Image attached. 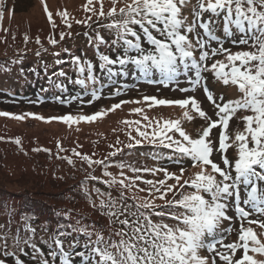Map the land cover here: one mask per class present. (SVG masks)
I'll list each match as a JSON object with an SVG mask.
<instances>
[{
	"label": "snow or ice",
	"instance_id": "obj_1",
	"mask_svg": "<svg viewBox=\"0 0 264 264\" xmlns=\"http://www.w3.org/2000/svg\"><path fill=\"white\" fill-rule=\"evenodd\" d=\"M117 3L118 0H112L113 7L105 12L101 0L97 13L89 7L93 0H87L85 11H91L97 19L92 20L88 16L83 21H76L89 29L83 35L93 48L94 55L98 56L97 63L75 55L68 48L63 49L68 53L66 59L61 58L59 52H54L53 64L41 61L45 74L50 67L62 64L68 65L72 72L70 75L69 70L61 67L48 77L50 87L61 93L55 98L61 104L77 99L83 103L81 96L62 98L68 90L65 80L89 93L92 99L88 103L101 98L106 86H115L126 77L132 79L133 84L139 80L165 86L175 84L184 93L202 89L206 100L213 105L216 119L203 109L195 95L176 100L144 96L143 100L150 102V107L178 106L183 110L182 119H164L163 122L158 119L153 122L144 116L143 119L148 121L144 125L140 120L123 122L130 127L135 125L140 137L138 139L129 132V142L124 145L125 148L131 150L146 141L155 147L172 150L168 159L176 164L189 160L191 167L197 171L189 179H183L184 167L177 174L163 166L135 167L121 161L116 167L121 170L128 168L136 175L134 178L125 177L121 171L119 175L122 178L117 179L108 171V157L93 159L73 149V155L86 162L89 168L93 165L103 166V176L110 177L101 179L89 174L86 180H101L109 188L120 185L119 198L113 197L111 192H102L100 188L93 187L99 203L93 201L92 206L109 220V226L119 223L122 227L109 232L108 239H105L103 231L96 230L95 222L93 225H82L78 219L66 227L63 223H57L45 241L49 248L45 254L33 239L37 230L31 226L32 217L21 213L25 221L23 228H18L14 234H10L7 227L0 231L2 257H13V264H25L19 258L20 254L26 248H31V258L35 264H55L57 259L59 264H76L77 257L79 264H216V257L224 264H264V260L249 255L250 252L264 255V241L251 227L256 224L264 229V219L250 218L264 217V0H195L194 4L192 0H124V6L119 9L115 6ZM3 8L4 0H0V21L4 15ZM45 12L55 28L52 13L46 4ZM60 15L70 29L72 25L68 13L65 11ZM102 20L108 22L102 23ZM221 20L222 36L217 34ZM93 24L97 27L94 28ZM101 30H107L109 38ZM65 35L61 32L60 39L63 40ZM67 35L71 36V32ZM27 41L28 37L25 36ZM229 41L232 45H245L251 50L233 53L224 46ZM35 42L40 45L35 53L37 57L48 51L38 37ZM49 42L53 46L58 43L53 37H49ZM217 56H224L225 59H214ZM22 59L20 57L12 63H22ZM3 63V70L10 71L8 62ZM31 71L38 75L35 68ZM20 72L24 74L25 70L21 68ZM205 73H210L225 86H238L242 95L225 102L222 93L214 95ZM181 78L187 81V87L179 86ZM128 88V83L121 84L110 95H121V89L127 91ZM129 102L140 103L121 101L106 111L89 115L67 113L44 117L36 113L17 115L0 111V116L18 120L31 117L46 123L58 121L71 126L80 122H95L102 119L107 111H115ZM132 112L142 113L143 109L135 108ZM238 112L242 114L237 116ZM248 112L252 114H246ZM195 117L204 122L196 137L182 126V121L191 122ZM234 118L243 120L245 129L237 131L232 138L228 129ZM14 143L20 145L21 141L15 139ZM116 143L120 144L121 141L117 139ZM232 145L238 149V159L234 162L224 155ZM34 150L51 152L46 148ZM60 151L64 149L60 147ZM214 152L221 157L219 163L215 162ZM118 153H123V148L110 152L109 157H115ZM57 158L74 166L70 157L57 153ZM153 158L158 160L160 156L154 153ZM142 172L150 173L153 177L163 175L158 179H144L140 175ZM138 180H143L146 185L139 191L148 195H133L132 203L128 204L124 190L131 191L133 187H138ZM186 185L192 191H188ZM82 186L86 199L92 200L87 183L82 182ZM169 193H172V198L166 199ZM157 199L163 204H157ZM57 215L68 213L57 212ZM168 220L172 223L166 222ZM232 221L240 223L238 239L224 243L223 233H230L233 229L228 227L221 231L222 225ZM245 222L248 226H245ZM41 230L48 232L49 228ZM113 235L120 239L113 240ZM80 236L84 237L83 240L78 238ZM201 249H206L212 254L211 257L201 255ZM238 250H242V256L235 258ZM2 257L0 264H8Z\"/></svg>",
	"mask_w": 264,
	"mask_h": 264
},
{
	"label": "trees",
	"instance_id": "obj_2",
	"mask_svg": "<svg viewBox=\"0 0 264 264\" xmlns=\"http://www.w3.org/2000/svg\"><path fill=\"white\" fill-rule=\"evenodd\" d=\"M102 2L105 12L113 7L112 0H102ZM17 3V0H13L10 3H8V0H4L3 12L8 10V17H12V19L10 23L3 19L0 21V70L2 71L0 72V78H8L15 73L21 74L20 69L23 68L25 72L20 75V81L30 85V89L22 94H14L0 89V111L17 115L36 113L44 117L61 116L67 113H71L72 115H89L97 111H106L113 104L120 103L121 101H140V103H124L121 108L115 111H107V114L102 119L91 123L80 122L78 125H82L83 128L73 130L71 129L75 124L68 126L58 121L46 123L31 117L18 120L0 116V231H3L7 227L9 233L14 234L18 228H23L25 221L22 220L21 213H25L32 217L30 221L31 226L37 230L33 239L45 254L49 251L45 241L49 233L55 229L57 223H63L66 227L68 223L74 224L78 219L82 225H93L95 222L97 225L96 230L103 231L105 239H108L109 232H114L122 226L119 223H112L109 226V220L102 217L93 208L92 202L95 201L98 204L99 199L92 189L93 187H98L102 192H111L112 196L116 198H119V193L122 189L119 184L109 188L101 180H86L89 174L101 179H110V177L103 176V166L93 165L89 168L86 162L73 155L72 150L75 149L82 154L92 156L93 159H105L108 157L106 161L109 164L108 171L116 176L117 179L122 178L119 175L121 171L124 172L125 177L134 178L136 175L128 168L121 170L116 167V164L121 161L135 167L163 166L169 172L177 174L179 173V169L184 167L186 171L183 179H189L197 169H192L189 160H184L182 164H176L168 159V154L172 151L170 149L155 147L146 141L131 150L124 147L129 142V132H131L132 136L140 139L138 133L135 131L136 126L132 125L130 127L126 125L123 123L125 120H140L141 125H144L148 122L143 119L144 116H147L153 122L158 119L161 122L164 119H182L183 110L175 105L150 107V102L143 100L144 96H155L170 100H176L177 98L166 93H162L163 95L156 94L153 90L136 83L129 85L127 91L121 89V95L111 96L110 94L114 91L115 87H119L125 79L118 81V84L115 86H106L103 89L101 98L96 99L92 103H88L92 99L89 93H85L78 85L68 84L65 80L64 82L67 84L68 90L63 93L62 98L81 96L83 103L77 99L61 104L55 98L61 96V93L58 89L50 87L48 77L52 71H58L61 67L69 70L70 75H72V72L68 65L62 64L55 68L50 67L48 73L45 74L41 61H45L50 65L53 64L55 57L52 56V53L54 52H59L60 57L66 59L68 53L64 52L63 49L68 48L75 55L87 57L94 64L97 63L98 56L94 55L93 48L88 45L83 35L89 29L85 25L76 23L77 20L83 21L88 16H91L92 20H96L97 17L91 11H85L87 0H59L56 4H53L49 0H27L24 6L35 7L37 4L40 5L43 16L42 25L33 27L31 20L28 18L27 21H22V24H20V27H23V29L14 30V28H17L14 23L15 15L20 12L22 13L24 10ZM45 4L52 13V18L56 25L55 28L52 27L45 12ZM100 6L101 0H93V4L89 7L94 8L98 13ZM115 6L118 9L123 7L124 0H118ZM65 11L68 13V19L72 25L70 29L66 26L64 18L60 15V13ZM3 22L14 25V28L6 30ZM101 22L107 23L108 21L102 20ZM222 26L223 22L221 20L219 25L220 30L217 32L221 36L223 35ZM93 27L95 28L97 25L93 24ZM101 31L106 38H109L107 30ZM61 32L66 34L63 40L60 39ZM69 32H71V36L67 35ZM154 34L156 33L154 32ZM25 36L28 37L27 43L25 42ZM37 37L40 39L43 47L48 50L47 52H42L39 57L35 55L40 48V45L35 42ZM49 37L55 38L58 43L55 46L51 45ZM224 46L229 48L233 53L240 50H251L245 45H232L230 41L226 42ZM101 51H104V49L101 48ZM20 57L23 58L22 63H12V61H16ZM214 59L223 60L225 57L217 56ZM3 62H8L10 71L3 70ZM33 68L36 69L38 75L33 74L31 71ZM226 87L228 91L227 95L232 92L233 87L238 89V86L235 85H228ZM41 89L49 90L41 91ZM22 104L30 105L29 107L24 106L22 108ZM135 108H141L143 112H132V109ZM25 120L33 122V130L18 131L17 127L23 125ZM189 123V121H182V126L186 129ZM241 124L245 128V122L241 121ZM64 127H66V130L63 133H54L55 128L63 129ZM51 130L53 132H48ZM141 130H144L143 127H141ZM151 130V128L148 129L149 132ZM37 134L43 135L44 140L38 137ZM59 134H62L63 141H58L57 136ZM15 139L21 141L20 145L14 143ZM117 139L121 141L120 144L116 143ZM56 144L60 145L64 151L61 152L60 148L55 149ZM250 146H252L251 143ZM37 148L50 149L51 152L43 150L35 151L34 149ZM117 148H123V153H118L115 157H109V153L114 152ZM57 153L60 156L72 158L74 166L69 165L66 160L58 159ZM154 153L160 156L158 160L153 158ZM229 158L234 162L235 159H238V156L232 158L229 156ZM18 161L20 163L17 164ZM140 175L144 179H158L162 178L163 174L153 177L150 173L142 172ZM82 182L87 183L92 200H88L84 196ZM169 183H174V181H169ZM136 184L138 187H133L131 191L124 190V194L128 198L125 202L128 204L132 203L133 195L140 197L148 195L146 192L139 191V188L146 187L143 180L136 181ZM185 188L188 191H192L187 185ZM171 198L172 193H169L166 199ZM156 203L163 204V201L157 199ZM57 212H67L68 215H57ZM9 222L11 223L9 224ZM166 222L172 223L170 220ZM100 226L103 227L101 228ZM45 227L49 228L48 232L41 230ZM256 227L254 231L257 233L258 238L264 241V229L259 228L258 225ZM78 238L83 240L84 237L80 236ZM93 239H95V236H93ZM112 239L118 241L120 238L113 235ZM204 256L209 257L210 254L205 251ZM0 257H2V253H0ZM260 257L261 260H264V255H260ZM2 258H5L8 264H13V257ZM19 258L25 264H35L31 258V248H26ZM75 259L76 264H79V257ZM55 264H59V259L56 260Z\"/></svg>",
	"mask_w": 264,
	"mask_h": 264
},
{
	"label": "rangeland",
	"instance_id": "obj_3",
	"mask_svg": "<svg viewBox=\"0 0 264 264\" xmlns=\"http://www.w3.org/2000/svg\"><path fill=\"white\" fill-rule=\"evenodd\" d=\"M17 1H18L17 5L19 7H22L24 10L22 13L20 12V13H17L15 15L14 23L16 24L17 28H14L13 27L14 25L7 24V23L3 22L6 30H10L11 28H14V30L23 29V27H20V24H22V21H27L28 18L31 20L33 27H38V26L42 25L43 16H42L40 5L37 4L35 7H29V6H24V4L27 0H17ZM49 1H51L53 4L54 3L56 4L57 1H59V0H49ZM10 2H13V0H8V3H10ZM11 19H12V17H8V10L5 11L4 15H3V20L10 23ZM26 27H28V26H26ZM180 86H182V87L188 86L187 81L182 79ZM0 88L7 90L11 93H14V94H21V93H24L25 91L29 90L28 85L21 82L15 76H10L8 78H0ZM213 89H214V95H218V91H219L218 88L216 86H213ZM187 95H195V97L201 102L203 109L205 111H207L208 114L213 119L217 118L215 116L214 111H213V105L209 101L206 100L205 93L203 92L202 89L196 90L194 93L189 92V93H187ZM203 123H204L203 121L199 122V128L201 127V125ZM32 125H33L32 121L25 120L23 125H19L17 127V130L18 131L33 130ZM78 128H83V126L75 124V126L72 127L71 130L78 129ZM65 130H66V127H64L63 129H61V128L56 129L55 128L54 133H63ZM0 131H1V129H0ZM34 132H36V131H34ZM48 132H53V130L48 131ZM215 132H216V130H214V133H213L214 138H215ZM37 136L40 137L42 140H44L43 135L37 134ZM57 137H58V141H63L62 140V134H59ZM57 148H60V147H58V144H56V146H55V149H57ZM214 156H215V159H217V160H220V158H221L220 156H216L215 152H214ZM18 163H20V161H18L17 164ZM254 217H257V216H253L250 218H254ZM245 226H248L246 222H245ZM228 227H231L233 229V231H231L230 233H223V235L225 236L224 243L235 242L238 239V230L240 227V223H239V221L226 222L224 225V228H228ZM219 248H220V245H219ZM241 255H242V250H238L235 258L241 257ZM249 255H252L257 260H261V257L258 254L250 252ZM217 258H218L217 264H224V262L220 261L219 257H217Z\"/></svg>",
	"mask_w": 264,
	"mask_h": 264
}]
</instances>
